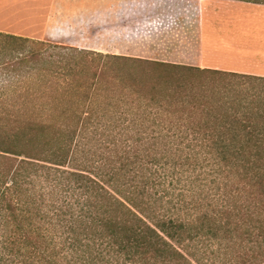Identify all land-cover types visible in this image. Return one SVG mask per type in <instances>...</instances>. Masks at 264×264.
Here are the masks:
<instances>
[{
  "label": "trees",
  "instance_id": "1",
  "mask_svg": "<svg viewBox=\"0 0 264 264\" xmlns=\"http://www.w3.org/2000/svg\"><path fill=\"white\" fill-rule=\"evenodd\" d=\"M234 1L264 6V0ZM49 45L0 32V91L12 98L14 80L28 82V76L44 70L40 66L52 63ZM62 49L67 48L54 47ZM70 51L145 64L157 77L145 92L137 83L118 89L122 102L129 99L125 110L96 108L91 94L69 115L63 106L45 118L25 103L17 112L16 103L3 109V217L19 229L23 223L17 220L24 217L63 225L58 245L41 233L25 232L29 246L51 248L40 261L59 264L56 250L69 249L83 264H264V77ZM59 69L50 78L37 73V99L49 85L54 92L63 86L61 96L77 93L74 78L59 83ZM104 71L92 74L88 87L96 94ZM30 90L24 92L29 103ZM108 117L113 124L92 127V120ZM121 119L133 122L120 127ZM91 129L113 141L112 151L97 168L70 164L74 138ZM124 136L128 139L117 140ZM133 142L141 145L146 160L139 168L126 148L118 147H134ZM198 165L201 174L215 178L219 203L208 193L196 196L182 189L174 195V185L181 183L177 169L187 178Z\"/></svg>",
  "mask_w": 264,
  "mask_h": 264
},
{
  "label": "rangeland",
  "instance_id": "2",
  "mask_svg": "<svg viewBox=\"0 0 264 264\" xmlns=\"http://www.w3.org/2000/svg\"><path fill=\"white\" fill-rule=\"evenodd\" d=\"M49 10L51 27L55 30V35L51 37L44 31V19ZM201 27L203 33L200 32ZM0 32L46 41L47 44H50L49 49H53L51 51L54 58L52 63L40 66L44 70L38 72H45L47 78H50L52 71L58 66L60 68L57 71L59 83H63V79L70 82L74 78L72 82L78 90L73 97L70 95L61 96L59 92H62L63 86L59 88L58 92H54L53 87L49 85L47 88L49 92L45 94L44 98L37 99V87L33 84V81L36 82L39 77L36 72L28 76V82L14 80L12 98L16 100L15 102H12L11 95L0 91V117L4 114L3 109H11L13 103H16L15 112L27 104L34 109V114L41 112L44 118L52 113L51 110L56 106L65 107L69 115L72 108L78 106L76 102L84 101L90 94L93 99L96 98V103L93 105L96 108L125 110L129 108L127 103L129 99L122 102L125 97L121 92L119 93L118 89L125 87L124 85L137 83L139 89L145 92L150 81L157 77V73L148 71L145 64L124 63L108 58L100 60L96 56L85 54L80 56L81 54L70 51L71 49L92 54L116 55L143 62L200 68L196 61L200 57L199 38L203 35L218 47L224 46L227 42L233 44L232 46L235 48L242 47L247 50L244 58L231 60L243 59L247 62V64H243L246 69L255 65L257 70H261L260 72L240 74L264 77L261 75L264 74V6L239 1L0 0ZM56 45L67 49L54 50ZM215 55L213 60L220 59V53L216 52ZM96 69L105 70L104 77L106 78L102 80L100 87L97 85V94L88 87ZM115 76L117 79L112 80ZM53 82L56 83V80L54 79ZM27 89H31L32 101L30 103L24 96ZM34 99L39 101L35 102ZM47 100H50L49 104ZM67 122L72 125L70 121ZM132 122L123 119L119 121L120 127L129 126ZM113 123L114 121L109 117L100 123L92 120V127H99L100 124L104 128V125ZM96 132L97 130L91 129L82 136L74 138L76 145L73 148L70 164L93 169L99 167V162L109 156L113 141ZM123 139H128V136L117 137V140ZM133 143L134 147L131 143L118 147L126 148L130 157L133 160L136 159V166L139 168L141 164L146 163V160L140 149L141 145ZM110 158H113V153L110 154ZM196 168L197 172H193V175L187 178H185L186 175L181 176V169H177L181 183L177 187L174 185V195L182 189L192 192L196 196L208 193L210 201L215 200L219 203L221 198L216 184H214L215 178L201 174L199 165ZM104 171H107V168H104ZM205 172L210 173L208 170ZM5 182L6 186H10V179ZM23 188L28 189L27 185H24ZM4 196L6 197V192L1 180L0 264H48L40 261V258L42 254L46 255L51 248H48V251L42 248L34 249L26 244L27 242L25 243L24 234L29 230L33 235L41 233V236H44L50 245L54 243L58 245L64 239V236H61L63 225L54 226L50 225L48 220L24 217L17 220V222L23 223V227L19 229L14 220L3 217V208L7 205L3 202ZM16 204L13 201L11 206L16 209ZM56 251L55 259L59 264H83L79 256L71 254L69 249H64L62 252L61 250Z\"/></svg>",
  "mask_w": 264,
  "mask_h": 264
},
{
  "label": "crops",
  "instance_id": "3",
  "mask_svg": "<svg viewBox=\"0 0 264 264\" xmlns=\"http://www.w3.org/2000/svg\"><path fill=\"white\" fill-rule=\"evenodd\" d=\"M234 1V0H233ZM44 26H45V34L47 33L50 37L55 35V30L51 27V21H50V10L48 11L47 15L44 19ZM62 32V30L60 29ZM200 32L203 33V29L201 27ZM214 32V31H213ZM200 44H199V55L200 57L196 61V64L200 68L205 69H211V70H218V71H226V72H237V73H254L255 71H261L257 70V66H252L250 69H246L243 64H247L246 61L243 59L238 61H234L231 59L234 58H244L246 56V51L244 48H235L232 46L233 44L227 43L225 41L224 46H217L212 44V40L206 39L205 36H200ZM206 39V40H205ZM207 41V44H206ZM205 42V44H204ZM222 42V43H223ZM77 47V46H76ZM82 47V46H80ZM220 53L221 57L220 59L213 60L212 58L215 57V53ZM229 55V56H228ZM116 56V55H111ZM239 56V57H238ZM121 57V56H120ZM222 58V59H221ZM243 60V61H242ZM189 65V64H186ZM248 68V67H247ZM264 76V74H261Z\"/></svg>",
  "mask_w": 264,
  "mask_h": 264
}]
</instances>
